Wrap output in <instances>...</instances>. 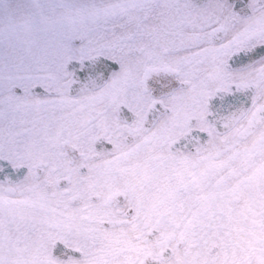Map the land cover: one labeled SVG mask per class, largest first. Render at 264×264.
<instances>
[{"label": "snow or ice", "instance_id": "1", "mask_svg": "<svg viewBox=\"0 0 264 264\" xmlns=\"http://www.w3.org/2000/svg\"><path fill=\"white\" fill-rule=\"evenodd\" d=\"M0 264H264V0H0Z\"/></svg>", "mask_w": 264, "mask_h": 264}]
</instances>
